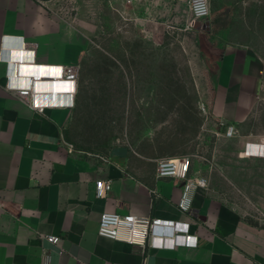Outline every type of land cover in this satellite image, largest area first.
I'll use <instances>...</instances> for the list:
<instances>
[{
  "label": "crops",
  "instance_id": "crops-1",
  "mask_svg": "<svg viewBox=\"0 0 264 264\" xmlns=\"http://www.w3.org/2000/svg\"><path fill=\"white\" fill-rule=\"evenodd\" d=\"M75 8L62 11L59 0H0V264H264L263 223L246 218L208 189L196 191L190 213L180 212L182 182L157 178L156 158L124 146L107 153L81 147L70 151L65 142L72 143L69 131L77 95L74 107L66 105L71 95L60 94L57 100L63 105L41 112L7 88L8 82L25 83L35 72L29 65L34 46L35 64L45 70L80 63L91 27L76 21ZM18 50L21 57L24 50L28 63L20 67L19 77L9 79L3 58L12 59L16 69ZM213 66L211 114L220 125L239 129L263 93L261 63L248 46L227 45ZM54 77L45 75L36 83L38 101L70 87H50L48 80ZM254 137L245 138L238 156L260 163L264 170V134ZM255 144L260 149L253 150ZM190 174L203 175L193 162ZM100 179L112 183L105 198L95 195ZM260 200L257 204L264 205ZM103 212L188 222L197 246L143 249L99 236ZM43 234L59 236V245Z\"/></svg>",
  "mask_w": 264,
  "mask_h": 264
},
{
  "label": "rangeland",
  "instance_id": "rangeland-1",
  "mask_svg": "<svg viewBox=\"0 0 264 264\" xmlns=\"http://www.w3.org/2000/svg\"><path fill=\"white\" fill-rule=\"evenodd\" d=\"M210 1L196 28L185 1L59 0L91 27L69 137L74 148L101 153L124 146L157 161L189 156L210 192L264 224V180L253 181L264 170L238 156L247 136L264 134V90L234 137L210 111L222 48L248 46L264 75V0Z\"/></svg>",
  "mask_w": 264,
  "mask_h": 264
},
{
  "label": "built area",
  "instance_id": "built-area-1",
  "mask_svg": "<svg viewBox=\"0 0 264 264\" xmlns=\"http://www.w3.org/2000/svg\"><path fill=\"white\" fill-rule=\"evenodd\" d=\"M185 1L188 5L192 24L196 22H204L211 15V1L210 0H177ZM27 47L28 44L24 43ZM30 46V45H29ZM33 55L30 59L29 65L35 66L37 74L39 70L40 75H29L25 83L8 82L7 88L13 91L22 101L29 106L36 108L38 111L43 112L49 106L63 105L62 102L58 103L57 96L66 94L72 96L71 103H67L68 107L75 106V97L78 93V79L80 66L75 65H59L56 67L55 72L45 70L42 66L35 64L36 48H31ZM24 50H22V57L24 62L17 61L16 69H14V62L8 57H4L3 61L7 64V78L19 77V70L21 66L27 65V60L24 57ZM41 72L59 78H51L48 80L49 85L68 84L70 87L62 88L60 92H54L52 100L50 92L47 94L48 101L37 100L36 83L41 81ZM61 76V77H60ZM204 109V108H203ZM205 111V109H204ZM237 128L235 125L230 124L225 127L224 136L231 138L236 136ZM70 151L73 150L72 143L65 142ZM242 155V154H240ZM192 160L189 156L169 157L158 160L157 164V178L172 177L182 182V193L177 202V209L182 213H190L192 211L193 198L198 189H208L209 178L206 175H191ZM111 180L100 179L96 181L95 195L97 198L107 197L111 190ZM151 194L157 193L156 189L150 190ZM0 205L2 202L0 201ZM98 235L108 237L117 241H123L133 245H139L143 249H176L178 247H196L197 236L192 232L190 223L183 222L175 219H166L160 217H140L134 214H122L116 212H103L100 216ZM41 237L48 242L59 245L60 237L56 235L43 234Z\"/></svg>",
  "mask_w": 264,
  "mask_h": 264
},
{
  "label": "water",
  "instance_id": "water-1",
  "mask_svg": "<svg viewBox=\"0 0 264 264\" xmlns=\"http://www.w3.org/2000/svg\"><path fill=\"white\" fill-rule=\"evenodd\" d=\"M201 23H202V22H196V23H195V27H196V28L200 27V26H201ZM20 60H22V62H24V58L21 59V54H20V51L18 50V51H17V62L20 63ZM51 85H53V84L50 83V87H51Z\"/></svg>",
  "mask_w": 264,
  "mask_h": 264
},
{
  "label": "bare ground",
  "instance_id": "bare-ground-1",
  "mask_svg": "<svg viewBox=\"0 0 264 264\" xmlns=\"http://www.w3.org/2000/svg\"><path fill=\"white\" fill-rule=\"evenodd\" d=\"M37 72H39V70H37ZM30 75H32V76H34V75H40V73H37V74H31V73H30ZM45 75H46V74H43V73L41 72V77H43V76H45ZM46 76H51V75H48V74H47ZM60 77H61V76H60ZM58 78H59V77H58ZM51 87H52V85H51ZM52 89H53V91H55L54 88H52ZM51 91H52V90H51ZM50 93H54V92H50Z\"/></svg>",
  "mask_w": 264,
  "mask_h": 264
},
{
  "label": "clouds",
  "instance_id": "clouds-1",
  "mask_svg": "<svg viewBox=\"0 0 264 264\" xmlns=\"http://www.w3.org/2000/svg\"><path fill=\"white\" fill-rule=\"evenodd\" d=\"M37 73H39V72H37ZM52 96H53V93H50L51 100H52ZM52 101H53V100H52Z\"/></svg>",
  "mask_w": 264,
  "mask_h": 264
}]
</instances>
